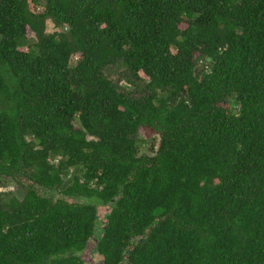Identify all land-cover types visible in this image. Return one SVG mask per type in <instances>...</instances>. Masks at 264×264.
I'll list each match as a JSON object with an SVG mask.
<instances>
[{
    "label": "trees",
    "instance_id": "trees-1",
    "mask_svg": "<svg viewBox=\"0 0 264 264\" xmlns=\"http://www.w3.org/2000/svg\"><path fill=\"white\" fill-rule=\"evenodd\" d=\"M18 175L0 264H85L94 240L104 264H264V0H0V178Z\"/></svg>",
    "mask_w": 264,
    "mask_h": 264
},
{
    "label": "rangeland",
    "instance_id": "rangeland-1",
    "mask_svg": "<svg viewBox=\"0 0 264 264\" xmlns=\"http://www.w3.org/2000/svg\"><path fill=\"white\" fill-rule=\"evenodd\" d=\"M55 31H61V30L55 27V23L52 20H48L47 33H53ZM31 38L33 40H36L35 35H32ZM23 50H26V49H23ZM79 57H80L79 55L75 56V59H74L75 62L77 61V59H79ZM107 73L110 76V78L114 80L116 83L121 84L124 87L129 86L127 84L128 72L125 67L114 66V67L109 68V70H107ZM225 106L233 112L237 111V106L232 100H229L225 104ZM76 125L78 124L76 123ZM138 137H140V139L146 142V144L142 146L141 152L143 154L149 153L150 148H151L152 139L156 138L157 135L155 136L153 132H150L147 130L145 131L141 129ZM73 175H74V172L72 171L70 173V177H72ZM66 180H68V178L65 177V181ZM33 185H34L33 182L29 181L28 178H25L22 175L20 176L18 175L17 179L2 177L0 178V196H2L5 199L16 197L19 200H22L27 193V189L29 187H32ZM37 190L42 195L57 198V196L51 193L49 190L39 189L38 187H37ZM106 212H107L106 208L99 209V215L101 219H103ZM94 256H95V259L97 260H100L101 258L98 254H95Z\"/></svg>",
    "mask_w": 264,
    "mask_h": 264
},
{
    "label": "water",
    "instance_id": "water-1",
    "mask_svg": "<svg viewBox=\"0 0 264 264\" xmlns=\"http://www.w3.org/2000/svg\"><path fill=\"white\" fill-rule=\"evenodd\" d=\"M100 208H106L107 209L106 214L109 212L108 206L107 207H99V209ZM99 209H98V211H99ZM96 246H97V240H94L87 245L86 250L84 251L83 255L81 256L83 262L89 263V264H98L92 258V252L96 248ZM100 264H104V262L102 261Z\"/></svg>",
    "mask_w": 264,
    "mask_h": 264
},
{
    "label": "flooded vegetation",
    "instance_id": "flooded-vegetation-1",
    "mask_svg": "<svg viewBox=\"0 0 264 264\" xmlns=\"http://www.w3.org/2000/svg\"><path fill=\"white\" fill-rule=\"evenodd\" d=\"M108 209H109V208H108ZM98 213H99V211H98ZM99 217H100V215H99ZM100 220H101V222H104V220H105V215H104L103 219L100 218ZM85 250H86V249H85ZM85 250H84V251H85ZM84 251L81 253L80 256L83 255ZM95 254H98L97 251H96V248H95V249L93 250V252H92V258H93V260H94L96 263L100 264V263L103 261V258H102V256H100V255L98 254L101 258H100V260H97V259H95V256H94ZM81 259H82V258H81ZM84 263H85V262H84ZM85 264H89V263H85Z\"/></svg>",
    "mask_w": 264,
    "mask_h": 264
}]
</instances>
